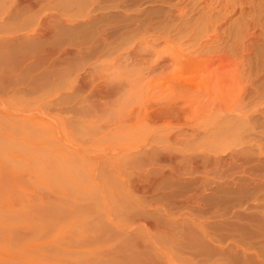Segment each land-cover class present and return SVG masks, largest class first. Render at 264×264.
Segmentation results:
<instances>
[{"label": "rangeland", "instance_id": "rangeland-1", "mask_svg": "<svg viewBox=\"0 0 264 264\" xmlns=\"http://www.w3.org/2000/svg\"><path fill=\"white\" fill-rule=\"evenodd\" d=\"M70 1L76 0H0V264L223 261L226 250L208 242L210 259L186 251L182 229L192 224L190 232L199 236L201 225L211 233L226 231L218 183L244 174L231 151L223 155L224 167L214 162L224 149L222 110L232 99L207 94L211 71L186 66L172 54L194 51L196 58L216 51L242 58L233 46L237 29L248 33L239 40L263 47L261 28L238 17L246 1L244 16L263 19L264 0ZM181 8L189 14L180 17ZM171 14L177 18L171 33L158 32L171 41L140 45L139 25L151 21L153 31ZM217 26L220 45L212 36ZM200 40L215 44L201 51L195 48ZM260 49L245 50V62ZM184 81L196 90L185 99L178 92ZM175 103L174 113L159 118ZM205 103L220 110H207ZM154 150L181 157L176 171L158 163ZM110 155L131 158L128 172L105 168L101 159ZM129 175L135 181L124 187L120 178ZM193 192L199 202L186 201Z\"/></svg>", "mask_w": 264, "mask_h": 264}, {"label": "bare ground", "instance_id": "bare-ground-1", "mask_svg": "<svg viewBox=\"0 0 264 264\" xmlns=\"http://www.w3.org/2000/svg\"><path fill=\"white\" fill-rule=\"evenodd\" d=\"M78 1L80 2L81 0H78ZM85 1L88 2L87 0H84V3H85ZM89 1L92 2L91 0H89ZM103 1H105V0H103ZM178 1H185V0H178ZM205 1H208V0H205ZM68 2H69V0H67V3ZM75 2H73V3H75ZM108 2H111V1H108ZM125 2L127 3L128 1H125ZM191 2H193L194 5H196L197 2H199V1L198 0H192ZM77 3L78 2H76V5H77ZM82 3H83V0H82ZM82 3L80 2V5ZM189 3H190V0H189ZM232 3H234V1ZM259 3H263V2L260 1ZM106 4H108V3H106ZM225 4H226V6H228L229 3H225ZM85 5L87 6V4H85ZM89 5H90V3H89ZM114 5H116V4H114ZM186 5H187V3H186ZM243 5H244V7H241V9H240L241 11H239L241 15L238 18L245 17V19L244 18L243 19L244 20L248 19L247 22H250L248 24V26L253 25L254 28H256V27L261 28L260 32H262L261 35L263 36V42L262 41L261 42L264 45V17H263V19L258 18V17L256 19V17H255L256 13L250 14L249 12H248L249 14L247 17H246V15L244 16V14H245L244 10L247 8L246 7V1H244ZM106 7H108V6H106ZM186 7L187 6H185V8ZM223 7L225 8L224 4H223ZM248 7H250V6H248ZM258 7H262L261 4L258 5ZM258 7H254L255 10ZM98 8L101 9L103 7H98ZM175 8H176V6H175ZM185 8L179 9L180 10V17H184L185 15L189 14L185 10ZM104 9H105V7H104ZM253 9H250V10H253ZM261 9H258V10L260 11ZM131 10H132V8H131ZM134 10L137 11L138 9L136 8ZM171 10H172V8H171ZM231 10L238 12V7H233V9H231ZM225 12L227 13V11H224V13ZM253 12H255V11L253 10ZM260 12H262V11H260ZM260 12H258L257 14H259ZM90 13H91V11H90ZM167 13H170V12H167ZM263 14H264V12H263ZM134 15H136V14H134ZM140 16H142L141 13H140ZM104 17H106V16H104ZM260 17H262V16H260ZM93 18H95V17H93ZM169 18L170 19H169L168 23L163 24L162 27H154L153 31H150V29L152 28L151 21L145 23V25H143V23L140 24L139 29L143 30L142 35L139 37V42L141 43L140 45H143L145 48H155L156 43L159 42L161 39L166 40L167 42H170L171 41L170 35H168V37L166 38V37H162L160 34H158V32H160L161 30L165 31L166 29H168L167 34L171 33V31L169 30V28H170L169 26H171V28H172L173 26L171 24H174V23H171V22L176 21L177 18L174 17V15H172V14H171V17L169 15ZM213 20H214V18H213ZM242 22H243V20H242ZM243 23L245 24V22H243ZM241 26H242V24H241ZM243 26H245V25H243ZM201 28H200V30H201ZM217 28H218V26L215 28V32L212 35L215 38L213 40L214 42H217L220 39V37L222 36L220 31ZM234 29H233V31H236V27ZM202 30H203V28H202ZM237 30L238 31L236 32V36H237L238 40H234L235 42L233 43L234 44L233 46L235 47V49L237 48L236 54H238V51H239V53L242 54V58L241 57L237 58V59L233 58L234 57L233 55L235 53L233 55H231L228 52H225L223 55L221 54V56H220V54L215 55L216 53H213V52H216V51H213L210 53H208V52L207 53H203V52L201 53L199 51L200 53L197 54L196 58H194V56H195L193 54L194 51L191 54H187V55L183 52H178V53L173 52V54H172L173 57L176 59V61H179L180 63H183L186 66L194 65L199 70L201 69V70H210L211 71L210 75L213 76V80L211 79L213 85H212V87L210 86L207 88V94H212L214 92H216V94H217V92H222L223 94L228 95V99L229 98L232 99V100L230 99L232 101V103H230L231 101H229V103L226 105V108L224 107L223 110L221 109L224 112L225 116L223 114L222 115L226 118L223 122L224 128H222V126H221V128L223 130H225L223 132V134L221 133L222 134L221 142L224 143V149H222L221 152H217V154H216L217 157H216V160L214 162L216 164H219V165L221 164L224 167V165L226 163L225 162L226 159H225V157H223V155L226 154L227 152L231 151V152H233L231 155V157H232L231 160L235 161L236 165L242 164L243 168H242L241 173H244V174L243 175L240 174L241 176H239V177H241V178H239V177L237 178V176L235 177L233 175L234 173H231V175H227L228 177L226 179H224L218 183V185L222 189V190H220V192H222V193H220V198H221V202L223 203V206H224L223 209H224L225 213L223 215L226 216L225 222H227L226 225L224 224L225 227L223 224L222 225H223V229H226V231L223 230V233H220L217 231H212V233H211L208 228H206L200 224L201 225V227H200L201 231L199 232V234H200V236H199L195 232H190V231H192L191 230L192 224L186 225L187 229H186V226H184V229H182V232L184 233V236L186 238V241L185 242L183 241V243H182V247L186 251H189L192 254H195L196 256H202L203 255L206 259L211 258V252H213V251H211L207 248L208 247L207 245H209L208 243L213 244V248H212L213 250H214V248H216L217 250H220V248H222L223 250H226L225 254L227 257L224 255V252H223V254L221 253L222 255L225 256L223 261L221 260L222 258H220L218 256V258H216V259L213 258L214 260L212 259L211 263L209 262V264H220L221 261H222L221 264H264V46L260 47L258 45V40L256 41V43L252 42V40L249 41V43H248V41H246L247 39L246 40H242V39L239 40L238 36H240L244 32L241 33V32H239V29H237ZM182 31H180V32H182ZM243 31H244V29H243ZM128 34H130V33H128ZM244 34H248V33L245 32ZM252 34H253V37L256 39L262 38L261 36L256 34V32H254ZM133 35H135V34H133ZM178 36H180V35H178ZM199 36L200 35H198V37ZM247 36L244 35L243 37H247ZM182 38H183V36H182ZM195 38H196V40L198 39L197 37H195ZM204 38L206 39V37H204ZM204 38H201V39H204ZM210 38L212 39L213 37L209 36V39ZM229 38H230L229 36H228V38L226 37V42L229 40ZM178 39H179V37H178ZM150 40H153V41L151 42ZM222 40H223V38H222ZM201 41L202 40H200L199 43H196L197 47H195V43H194V46H192V47L193 48L194 47L195 48H201L200 50L202 51L203 48H205L206 46L211 47V44L212 45L215 44V43L213 44V42L210 44L211 41H207V42L205 41L206 43L203 41L201 42ZM224 45H226V43ZM241 46H242V48H240ZM138 47H140V46H138ZM214 47H216V45ZM218 47H220V46H218ZM141 48H143V47L141 46ZM174 48H175V46H174ZM252 48L253 49L254 48H261V49L256 54L255 57H253V58L251 57V58L247 59V62H245L246 57H245L244 51L245 50L250 51V50H252ZM235 49H234V52H235ZM220 59H221V62H220ZM194 86L195 85H192V83L184 81L181 84V86L178 88L179 89L178 92H179L180 97L185 99L189 95L193 94V91L195 90ZM76 90H78V89L76 88ZM200 91H201V89H200ZM226 99H227V97H226ZM204 105L207 106V108H206L207 110L212 109V111H213V110L218 108L217 107L218 105L216 106L215 104L213 107L209 103H205ZM188 106H190V105H188ZM175 107H177V103L170 105L168 108L167 107L164 108L165 110L162 109V111H159L158 112V114H160L159 118H162L161 117L162 115L167 117L168 115L174 113ZM178 108L180 110V105L178 106ZM186 109L189 110V108H187V107L184 108V110H186ZM217 110H220V108ZM157 143H159V142H157ZM234 149H235V151H233ZM157 151H155V150L153 151V155L156 156L157 162L161 163V164H164V162L171 164L172 165L171 170L173 172H175L176 171V167H175L176 160L180 159L181 157H179L177 154H175V152L164 153V152H157ZM254 158L256 159V161H254L256 163L251 164V162L254 160ZM131 160L132 159L128 158V156L114 158V157H111V155H110V157H104L103 159H101V162L103 163V166L105 168L108 167L110 171L111 170L118 171L119 169H121L123 171H127L131 165ZM207 160H210V158ZM240 160H243V161L240 162ZM237 162H240V163H237ZM247 165H249L248 168L244 167ZM164 171H162L161 173L164 174L165 173ZM172 171H170V172H172ZM224 175L226 176V174H224ZM225 176H223V177H225ZM54 178L52 177V179H54ZM59 178L57 176V179H59ZM138 180H140V179H138ZM121 181L125 187V186H130L133 183V181H135V180L132 177H130V175H129V177L128 176H122V178H120V182ZM140 181H142V180H140ZM150 186H151V184H150ZM231 186H232V188L233 187L237 188L236 191L228 192L229 191L228 189L231 188ZM247 188H251V190L248 191ZM238 189H240V191H238ZM244 189L247 191H244ZM182 192L180 193V195L182 194ZM193 193L192 194L188 193L189 195L187 194L188 195V197L186 198L187 202L193 201V203H195L194 201H196L195 199L197 197H195L196 193L195 192H193ZM171 194H172V192H171ZM166 195H167V197L166 196L165 197L168 198V194H166ZM170 196L172 197V195H170ZM174 196H175V194H174ZM176 197H177V195H176ZM198 199H199V197L197 198V200ZM182 200H183V198H182ZM186 201H184V202H186ZM199 201L200 200H198V202ZM216 201H217V199H216ZM212 228L215 229L216 227H212ZM184 230H185V232H184ZM180 241H181V239H180ZM179 244H181V243H179ZM213 254H216V253H212V255Z\"/></svg>", "mask_w": 264, "mask_h": 264}]
</instances>
